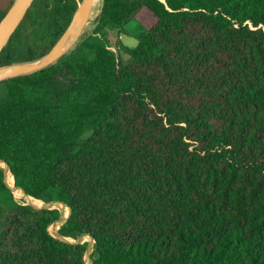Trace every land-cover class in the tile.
I'll list each match as a JSON object with an SVG mask.
<instances>
[{
  "label": "trees",
  "instance_id": "obj_1",
  "mask_svg": "<svg viewBox=\"0 0 264 264\" xmlns=\"http://www.w3.org/2000/svg\"><path fill=\"white\" fill-rule=\"evenodd\" d=\"M81 2L33 0L0 68L46 57ZM0 163V264H85L9 186L67 207L92 264H264V0H102L53 64L0 81Z\"/></svg>",
  "mask_w": 264,
  "mask_h": 264
},
{
  "label": "rangeland",
  "instance_id": "obj_2",
  "mask_svg": "<svg viewBox=\"0 0 264 264\" xmlns=\"http://www.w3.org/2000/svg\"><path fill=\"white\" fill-rule=\"evenodd\" d=\"M81 5H82V2L79 4V6H81ZM101 5H102V0H94L93 1V5H92L90 13H89L90 14L89 22L87 23L86 26L83 25L79 38L86 36V35L91 33V31L94 27L95 19L97 18L98 14L100 12ZM76 19H78V15L76 16ZM144 29L145 28L138 21L133 20L126 27V30L128 33L127 36H122V38H120V41H122L124 46H126L128 48H134L137 44V37L140 35V33ZM115 41H116V36L113 34V35H111L112 50L115 51L116 53H118L119 55L124 56L120 50H118L114 47ZM0 168L3 169L4 174L6 176V172H5L6 169L2 166L1 163H0ZM9 179H10V177H9ZM7 185H8V183H7ZM9 187L12 190L14 200L18 204L28 205L34 209H42V208L57 209L60 213V219L57 222H54L49 226V228H48L49 233L54 238L61 239V240L68 242L70 244L84 245V247H85L84 252H83L84 262H85V264H92L94 241L89 236L83 235V236H77L74 239H72V238L65 239V238H62L58 234L59 227L65 222V220L67 219V217L69 215V209H67V207H65L63 204H60V203H59L60 205H58V204L53 205L52 203L46 204V203H43L42 201L41 202H34L35 199L30 200L28 197H25V196L17 193L16 190L13 189L12 186H9Z\"/></svg>",
  "mask_w": 264,
  "mask_h": 264
},
{
  "label": "water",
  "instance_id": "obj_3",
  "mask_svg": "<svg viewBox=\"0 0 264 264\" xmlns=\"http://www.w3.org/2000/svg\"><path fill=\"white\" fill-rule=\"evenodd\" d=\"M32 1L33 0H14L11 7L8 9L6 14L0 20V50L7 42L9 36L12 34V32L15 30V28L19 25V23L23 19ZM93 1L94 0H82V5L78 7L71 24L64 31V33L62 34V36L56 43L53 50L46 57H44V58H47L45 61L32 63L29 65L27 64L12 65V66L21 67L22 72L20 75L33 73L38 70H41L53 64L59 57L63 55L66 42L72 36H78L80 34L83 25H85L89 17V13L93 5ZM77 15H78V19H76ZM12 66L0 68V73H2L5 69H8L9 67H12Z\"/></svg>",
  "mask_w": 264,
  "mask_h": 264
},
{
  "label": "bare ground",
  "instance_id": "obj_4",
  "mask_svg": "<svg viewBox=\"0 0 264 264\" xmlns=\"http://www.w3.org/2000/svg\"><path fill=\"white\" fill-rule=\"evenodd\" d=\"M90 19V14H89V17L85 23L84 26L87 25L88 21ZM80 34L78 36H72L65 44V47H64V51H63V54L66 52V50L69 48V46L71 44H73V42L79 38ZM47 58H43L42 60H39L37 62H42V61H45ZM35 62V63H37ZM29 65V64H28ZM21 67L20 66H12V67H9L8 69H5L2 73H0V81L1 80H4V79H7L9 77H13V76H17V75H20L21 74ZM7 171V170H5ZM8 172V171H7ZM11 184H12V180L10 181ZM14 189V188H13Z\"/></svg>",
  "mask_w": 264,
  "mask_h": 264
}]
</instances>
